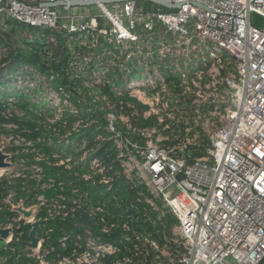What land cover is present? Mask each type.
Segmentation results:
<instances>
[{
  "label": "built area",
  "instance_id": "built-area-1",
  "mask_svg": "<svg viewBox=\"0 0 264 264\" xmlns=\"http://www.w3.org/2000/svg\"><path fill=\"white\" fill-rule=\"evenodd\" d=\"M57 1L71 0H0V17L4 25L11 18L39 28L51 41L53 32L64 30L71 64L81 68L110 61L116 53L111 58L107 50L96 53L106 44L120 55L128 53L124 66L134 65L137 75L122 77L112 90L137 98L147 106L144 117H155L157 124L138 129L144 140L138 143L119 131L115 115L109 114L107 129L121 165L115 176L91 152L80 157L90 171L75 175L96 179L107 190L100 196L112 191L120 176L136 190L127 207L115 195L94 200L79 183L72 185L71 195L60 192L48 198L44 191L56 184L64 190L66 184L55 177L44 180V169L37 164H32L31 178L43 193L29 205L27 196L17 197L13 177L6 178L0 211L7 213L0 229H8L9 235H0L2 261L14 264V255L16 261L29 259L26 264H32L30 259L35 264H106L107 257L123 252L114 264H264V26L258 24L264 20V0H167L180 4L178 8L130 0L97 3L99 14L43 5ZM79 48L85 53L79 54ZM98 65L101 70L105 63ZM32 70L48 83L55 79ZM142 90L153 91V96L141 99L135 93ZM120 119L132 129L129 115L120 113ZM157 131L162 135L154 142L148 133ZM20 137L30 146L28 154L46 159L34 141ZM70 162L59 159L56 164L70 170ZM13 176L23 177L24 190L27 175ZM17 207H35L33 216L25 217ZM44 208L46 214L39 218ZM142 208L143 218L137 214ZM77 213H85L98 232L87 228L78 234L71 257L48 261L46 253L54 251L43 248L48 235L38 234L35 249L20 244L26 241L23 226L32 228L34 220L42 226ZM168 216L174 221L160 236L157 224L164 225ZM113 233H118L113 240L102 238ZM66 241L62 237L61 246Z\"/></svg>",
  "mask_w": 264,
  "mask_h": 264
},
{
  "label": "trees",
  "instance_id": "trees-1",
  "mask_svg": "<svg viewBox=\"0 0 264 264\" xmlns=\"http://www.w3.org/2000/svg\"><path fill=\"white\" fill-rule=\"evenodd\" d=\"M4 22L6 25L0 17V85L9 81L3 79V73L9 68L19 69L21 74L26 76L24 79L33 77L34 71H28V68L34 69L45 78L53 74L55 79L44 84L39 78L40 81L36 86L27 87L23 90L17 89L15 93L8 96L11 101H8L9 99L4 101V93L0 89L2 92V94L0 92V132L6 124L15 125L17 127L16 132H19L20 136L34 141L35 148L44 153L46 157V159L37 161L35 153L24 155L26 164H30L27 162L29 160L31 165L41 166L44 169V180L55 177L65 181L64 190H61L56 184L44 191L48 198L55 197L60 192L71 195L72 185L79 183L83 190L89 191L92 199L105 201L108 198L113 199L115 195L118 199L123 200V204L127 207L130 201L136 198V190L130 188L125 179L120 176L114 181L115 188L109 193L107 192L106 196H100L102 187L94 183L96 179L85 181L75 175V172L83 174L90 171L89 166L84 167L79 162L80 157L85 151L91 152L93 156L101 159L107 173L115 176V172L121 170V165L117 162L118 151L114 140L111 138L112 133L107 129L109 114L115 115L117 129L138 143H144V140L137 130L152 127L157 124V120L155 117H144L147 106L140 103L136 98L128 93L117 94L112 90V84L118 83L122 79V76L117 78L118 75H121L119 67H114L113 74L108 73L100 78L83 76L85 73H93L100 66L94 64L91 68H81L72 65V54L64 48L66 40L64 30L53 32L55 41H51L50 34H42L39 28L11 18L4 19ZM105 51L119 53L112 45L107 44L105 47H99L96 53L103 55ZM78 52L84 54L85 48H79ZM125 56L123 55V58ZM80 86L84 87L81 91L78 89ZM45 88L55 92L61 100V104L50 107L46 101H41L40 105L44 109L38 110L39 103H35L31 98L34 99ZM64 101H67L68 104H64ZM53 103L54 100L51 101V104ZM108 103L113 108H109ZM12 104L15 105L16 109H10ZM18 109H21L22 114L18 113ZM59 109L62 110L61 114H57ZM120 113L129 115L132 129H128L123 124ZM68 158L71 159L72 168L70 170L64 165L56 164L59 159L66 160ZM7 185L6 178L0 182V198ZM13 186L19 191L18 198L27 196L29 205L35 204L37 194L43 193L39 189V183L33 179L27 182L24 190L21 189L22 179H15ZM111 204L114 206L113 203ZM5 213L7 211H0V222L6 221ZM143 213L144 209L142 208L137 214L143 218ZM45 214L46 209L44 208L39 214V218ZM9 215H16V212H11ZM173 221L174 219L168 216L164 225L158 222L157 228L160 230V236L164 230L170 229ZM23 228L25 230L24 239L28 240L31 224L23 226ZM87 228H93L98 232L94 223L85 213H77L75 216L70 215L65 218L57 217L43 223L38 234L41 237L49 236L46 238L43 248L50 250L54 247V251L51 250L46 253V259L59 261L64 257H71L76 249L77 235L84 233ZM50 229L51 232L46 234V231ZM116 235L118 233L104 234L102 238L113 240ZM64 236H67L66 247L61 246L60 242ZM15 246L17 250L22 247L20 245ZM1 253L2 251H0ZM124 255L125 253L121 252L107 257L104 261L106 264H114ZM28 260L26 257H22L16 261L13 255L10 262L26 264ZM30 261L32 264L36 262L34 259H30Z\"/></svg>",
  "mask_w": 264,
  "mask_h": 264
},
{
  "label": "rangeland",
  "instance_id": "rangeland-1",
  "mask_svg": "<svg viewBox=\"0 0 264 264\" xmlns=\"http://www.w3.org/2000/svg\"><path fill=\"white\" fill-rule=\"evenodd\" d=\"M87 8V9H86ZM88 9H90L91 12H93L94 14H99L100 13V8L99 7H94V5L92 6H87V7H81L80 11H87ZM63 22H65L66 24H68L69 22H67L66 20L62 19ZM259 25L264 26V20H260ZM62 31V30H61ZM114 54L113 52L110 53V57H112ZM123 55H128V53H123ZM123 55L120 54H115L110 61H102L97 63L98 64H104L103 69L100 70V68H98L97 70L94 71L93 74L90 73H85L83 76H90V75H97V77H102L105 74L114 73V70L116 66L119 67V72L121 73V75H118L117 78H119L120 76L126 78V79H131L134 75H137L136 72L134 71H138L136 69V67H134V65L129 66L128 69L125 68V64L128 63L129 58H123ZM109 57V56H108ZM1 60V58H0ZM113 62V63H112ZM107 63V64H106ZM122 65V66H121ZM28 71H31L30 68H28ZM179 71V70H177ZM78 72V71H77ZM132 72V73H131ZM176 72V71H175ZM24 75L21 74V71L19 69H12L9 68L7 69L4 73H3V79L5 80H9L6 84H1L0 85V89L2 90V92L4 93V101L8 100V96H11L12 93H15V91L17 89H21L23 90L24 88L27 87H32V86H36L37 83H39L40 79L39 76H34L33 77H37V78H33L30 76V79L27 80V82H25L24 79ZM44 84H48L47 79H43L41 80ZM112 81V78H111ZM47 86V85H45ZM82 88H84L83 86H80L78 89L79 91L82 90ZM0 90V92H1ZM146 91V93H144ZM1 92V94H2ZM47 92V93H46ZM54 93V94H53ZM42 94V95H41ZM41 94H38L37 96L33 98H31L32 101H34L35 103H39V107L38 110H42L44 109V107L42 105H40L41 101H46V104L50 107H53L56 105V103L59 101L58 97L56 96V93L53 91H50L49 89L45 88L42 90ZM138 97H141V99L144 98H148V97H152L153 96V91L151 90H142L139 91L137 93H135ZM137 99V98H136ZM54 100V103L51 104V101ZM8 101H11L10 99ZM12 103V102H9ZM156 107V106H155ZM157 108V107H156ZM10 109H16L15 105L12 104L10 105ZM37 110V111H38ZM161 110V109H160ZM19 114H22L21 109L17 110ZM36 111V112H37ZM62 110L59 109L57 110V114H61ZM43 125L44 123L41 122ZM76 128H78V126H76ZM155 128V127H154ZM17 127L13 124H6L3 128V130L0 132V145L3 149V151L9 156L7 161L11 163V166H9L8 168L2 169V171H0V177H3V179L5 178H12L15 179H23V177L21 176L20 178H17L16 176L13 175H17L18 173H22V174H26L27 175V180H31V175L34 173V165H31V161H27L30 164H26V159L24 157V155H28V151L26 149L30 148V146H28V144H26L23 140L22 137H20V133L16 132ZM151 129V128H149ZM151 135L154 142H159V138L162 135L160 133V131H157L156 133H148ZM61 139H63V137H60ZM202 138V137H201ZM64 139H67L64 137ZM193 142V141H192ZM202 143V142H201ZM30 154V153H29ZM23 182V180H22ZM106 189H101L100 194L101 193H106ZM19 191L17 190V193ZM54 208V206H52ZM35 221V220H34ZM33 221V222H34ZM3 246V243L0 241V247ZM5 255H1L0 256V264H7L6 261H2L1 257H4ZM10 256V255H7ZM62 264H73L70 261H63Z\"/></svg>",
  "mask_w": 264,
  "mask_h": 264
},
{
  "label": "water",
  "instance_id": "water-1",
  "mask_svg": "<svg viewBox=\"0 0 264 264\" xmlns=\"http://www.w3.org/2000/svg\"><path fill=\"white\" fill-rule=\"evenodd\" d=\"M125 1H130V0H71L70 2H65V1H57V2H45L43 5L45 6H50V7H59V6H71L74 8L78 7H86V6H92L96 5L97 3H102V4H114V3H122ZM137 2L139 5L141 1H149L156 3L158 5L167 7V8H178L180 7V4H175L168 2L167 0H134ZM8 155L3 151L1 145H0V170L8 168L11 166V163L7 161ZM16 210L20 213H22L25 217L30 218L33 216L35 207H31L29 209H24L22 207H17ZM41 228V221L36 220L35 222L32 223V228L29 233V240L26 241H21L20 244L23 246H28L30 248H37L40 237L38 235V232ZM0 235H2L4 238L8 237L9 235V230L8 229H0Z\"/></svg>",
  "mask_w": 264,
  "mask_h": 264
},
{
  "label": "bare ground",
  "instance_id": "bare-ground-1",
  "mask_svg": "<svg viewBox=\"0 0 264 264\" xmlns=\"http://www.w3.org/2000/svg\"><path fill=\"white\" fill-rule=\"evenodd\" d=\"M0 171H2V169Z\"/></svg>",
  "mask_w": 264,
  "mask_h": 264
}]
</instances>
